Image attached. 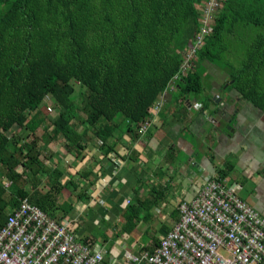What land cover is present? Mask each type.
I'll use <instances>...</instances> for the list:
<instances>
[{"label":"trees","instance_id":"obj_1","mask_svg":"<svg viewBox=\"0 0 264 264\" xmlns=\"http://www.w3.org/2000/svg\"><path fill=\"white\" fill-rule=\"evenodd\" d=\"M204 1L0 0V229L24 199L59 222L64 218L55 193L40 188L48 171L37 134L42 126L53 127L51 138L63 135L68 150L81 140L79 124L104 145L123 124L141 132L176 78L182 94L202 91L203 61L229 70L233 87L264 110V0H220L183 75L202 34ZM226 53L243 58L237 71L224 62ZM47 97L57 108L52 117L42 110Z\"/></svg>","mask_w":264,"mask_h":264},{"label":"crops","instance_id":"obj_2","mask_svg":"<svg viewBox=\"0 0 264 264\" xmlns=\"http://www.w3.org/2000/svg\"><path fill=\"white\" fill-rule=\"evenodd\" d=\"M199 71L205 96L182 94L176 78L146 129L128 131L123 124L108 145L79 123L82 137L70 150L63 135L51 138V125L37 131L48 169L40 188L55 193L62 221L104 253L103 264H130L128 252L154 251L179 219V204L192 200L212 176L264 216V110L233 87L229 70L203 61Z\"/></svg>","mask_w":264,"mask_h":264},{"label":"built area","instance_id":"obj_3","mask_svg":"<svg viewBox=\"0 0 264 264\" xmlns=\"http://www.w3.org/2000/svg\"><path fill=\"white\" fill-rule=\"evenodd\" d=\"M203 5L202 34L186 57L183 75H187L188 62L212 28L220 0H205ZM162 104L158 100L153 113ZM179 214L154 251L140 256L128 252V262L264 264V216L221 178L209 177L192 200L179 204ZM103 261L104 253L79 240L69 221H57L29 199L10 212L0 229V264H103Z\"/></svg>","mask_w":264,"mask_h":264},{"label":"rangeland","instance_id":"obj_4","mask_svg":"<svg viewBox=\"0 0 264 264\" xmlns=\"http://www.w3.org/2000/svg\"><path fill=\"white\" fill-rule=\"evenodd\" d=\"M221 5H222V3H220V8H221ZM205 8V6L202 4V5H200V9L202 10V13H201V15H200V18H199V20H203V9ZM219 8V9H220ZM214 25V24H213ZM224 59H225V63L226 62H228V68L231 70V71H237L238 69V67H239V65L241 64V61L243 60V58L242 57H240L239 55H236V54H232V53H226L225 54V56H224ZM229 61L230 62H232L231 64H232V66L230 67L229 66ZM238 63V64H237ZM227 70V69H226ZM186 73H187V69H186ZM234 79H232L231 80V82L233 81ZM262 80H263V82H264V78H262ZM209 85L210 87H211V85H210V80L209 79H207V78H205L204 79V85ZM197 95V94H201L202 96H205V93L204 92H201V93H193V95ZM204 94V95H203ZM42 110H43V112L45 113V114H47V115H51V117L52 116H54V115H56L57 114V108L55 107V104H54V102H52V99H51V97H47L46 99H45V101H44V104L42 105ZM21 134H22V136H24V137H26L27 136V138H28V134H27V132L26 131H22L21 132Z\"/></svg>","mask_w":264,"mask_h":264},{"label":"bare ground","instance_id":"obj_5","mask_svg":"<svg viewBox=\"0 0 264 264\" xmlns=\"http://www.w3.org/2000/svg\"><path fill=\"white\" fill-rule=\"evenodd\" d=\"M9 8V7H8ZM2 10V9H1ZM2 12H4V11H2ZM240 13V12H239ZM246 13V12H245ZM4 14V13H3ZM248 14V13H247ZM240 15V14H239ZM237 17H239V16H237ZM240 18V17H239ZM236 19V18H235ZM247 20V19H246ZM249 20V19H248ZM255 22V21H254ZM257 22V21H256ZM228 23H230V22H228ZM247 23V22H246ZM233 24V23H232ZM231 24V25H232ZM258 25V24H257ZM244 26V25H243ZM256 26V25H255ZM233 27V26H232ZM254 27V26H253ZM238 28V27H237ZM227 29H228V27H227ZM232 29V28H231ZM224 30V29H223ZM222 30V31H223ZM229 31V30H228ZM261 31V30H260ZM213 32V31H212ZM220 32V31H219ZM237 32V31H236ZM230 33V32H229ZM225 34V33H224ZM219 36V35H218ZM257 37V36H256ZM228 38V37H227ZM218 39H220L221 40V38H218ZM193 40V39H192ZM219 40V41H220ZM236 40V39H235ZM239 40V39H238ZM257 40H258V38H257ZM225 41V40H224ZM237 41V40H236ZM248 41V40H247ZM256 42V41H255ZM253 43V42H252ZM224 44V43H223ZM257 44V43H256ZM255 44V45H256ZM253 45V44H252ZM208 46V45H207ZM187 47V46H186ZM259 48V47H258ZM219 49H220V47H219ZM248 49V48H247ZM257 49V48H256ZM261 49V48H260ZM264 49V48H263ZM252 50V49H251ZM211 51V50H210ZM249 52V51H248ZM252 52V51H251ZM235 53V52H234ZM264 53V52H263ZM252 54V53H251ZM254 54V53H253ZM262 54V53H261ZM256 55V54H255ZM214 56V55H213ZM251 56V55H250ZM260 56V55H259ZM207 58V57H206ZM256 58V57H255ZM259 58V57H258ZM192 59H194V58H192ZM249 59H250V57H249ZM254 59V58H253ZM262 60H263V58H262ZM197 62V61H196ZM215 62V61H214ZM213 62V63H214ZM256 62H258V61H256ZM207 63V62H206ZM262 63V62H261ZM238 64V63H237ZM218 65V64H217ZM219 66V65H218ZM259 66V65H258ZM261 67V66H260ZM261 70V69H260ZM253 72H254V70H253ZM200 73V72H199ZM262 74V73H261ZM199 75V74H198ZM243 75V74H242ZM261 76V75H260ZM233 78V77H232ZM241 78V77H240ZM264 78V77H263ZM243 82H244V80H243ZM174 85V84H173ZM230 86V85H229ZM177 87V86H176ZM232 87V86H231ZM59 88V87H58ZM233 88V87H232ZM178 89V88H177ZM232 90V89H231ZM228 91V90H227ZM200 93V92H199ZM207 93V92H206ZM227 94V93H226ZM223 96V95H222ZM221 96V97H222ZM223 98V97H222ZM175 100V99H174ZM212 101V100H211ZM88 102V101H87ZM250 103H252V102H250ZM179 108V107H178ZM208 108V107H207ZM166 111V110H165ZM176 111H178V110H176ZM152 114V113H151ZM185 114V113H184ZM231 114V113H230ZM147 116V115H146ZM174 116V115H173ZM181 116V115H180ZM178 117V116H177ZM87 119V118H86ZM224 119V118H223ZM261 119V118H260ZM189 123V122H188ZM185 125V124H184ZM85 127V126H84ZM86 128V127H85ZM53 131V130H52ZM56 133V132H55ZM122 134V133H121ZM126 135V134H125ZM56 136V135H55ZM38 142V141H37ZM104 142V141H103ZM174 143H176V142H174ZM172 144V143H171ZM170 146V145H169ZM74 147V146H73ZM237 149V148H236ZM141 150V149H140ZM120 151V150H119ZM101 152V151H100ZM131 152V151H130ZM178 153V152H177ZM84 155V154H83ZM173 155V154H172ZM176 155V154H175ZM170 156V155H169ZM206 156V155H205ZM186 157V156H185ZM77 158V157H76ZM128 158V157H127ZM178 159V158H177ZM65 160V159H64ZM237 160V159H236ZM110 161V160H109ZM182 161H184V158L182 159ZM199 162V161H198ZM102 163V162H101ZM60 164V163H59ZM215 166V165H214ZM218 166V165H217ZM101 167V166H100ZM226 168V167H225ZM64 170V169H63ZM55 171V170H54ZM219 171V170H218ZM264 171V170H263ZM87 172V171H86ZM151 172V171H150ZM221 172V171H220ZM82 174H83V172H81ZM85 173V172H84ZM226 173V172H225ZM238 173V172H237ZM51 175V174H50ZM84 175V174H83ZM95 175V174H94ZM97 175V174H96ZM179 175V174H178ZM199 177V176H198ZM34 179V178H33ZM46 179V178H45ZM35 180V179H34ZM69 180V179H68ZM148 180V179H147ZM246 180V179H245ZM56 182V181H55ZM27 183V182H26ZM35 183V182H34ZM84 183V182H83ZM90 183V182H89ZM132 183V182H131ZM241 183V182H240ZM80 184V183H79ZM153 184V183H152ZM90 186V185H89ZM20 187V186H19ZM76 187V186H75ZM74 187V188H75ZM5 188V187H4ZM52 188V187H51ZM98 189V188H97ZM160 189V188H159ZM35 191V190H34ZM52 191V190H51ZM21 192V191H20ZM56 192V191H55ZM17 195V194H16ZM89 195V194H88ZM78 197V196H77ZM87 197V196H86ZM13 198V197H12ZM136 198V197H135ZM149 199V198H148ZM32 200V199H31ZM78 201V200H77ZM182 201V200H181ZM35 204V203H34ZM96 204V203H95ZM37 205H38V203H37ZM68 205V204H67ZM43 206V205H42ZM41 207V206H40ZM45 207V206H44ZM68 207H70V205L68 206ZM45 209V208H44ZM62 209V208H61ZM64 209V208H63ZM69 209V208H68ZM67 209V210H68ZM53 211V210H52ZM258 211V210H257ZM69 216V215H68ZM117 218V217H116ZM133 218V217H132ZM131 218V219H132ZM83 219V218H82ZM130 219V220H131ZM175 219V218H174ZM176 220V219H175ZM76 223V222H75ZM86 223V222H85ZM88 224V223H87ZM78 225V224H77ZM100 226V225H99ZM125 226V225H124ZM101 229V228H100ZM137 229V228H136ZM97 231V230H96ZM126 231V230H125ZM138 232V231H137ZM100 235V234H99ZM118 236V235H117ZM154 242V241H153ZM158 242V241H157ZM101 246V245H100ZM108 252V251H107Z\"/></svg>","mask_w":264,"mask_h":264}]
</instances>
